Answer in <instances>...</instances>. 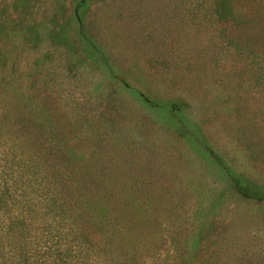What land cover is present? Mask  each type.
<instances>
[{"label": "rangeland", "instance_id": "rangeland-1", "mask_svg": "<svg viewBox=\"0 0 264 264\" xmlns=\"http://www.w3.org/2000/svg\"><path fill=\"white\" fill-rule=\"evenodd\" d=\"M216 2L0 0V264H264V0Z\"/></svg>", "mask_w": 264, "mask_h": 264}, {"label": "trees", "instance_id": "trees-1", "mask_svg": "<svg viewBox=\"0 0 264 264\" xmlns=\"http://www.w3.org/2000/svg\"><path fill=\"white\" fill-rule=\"evenodd\" d=\"M238 0H217L216 2V7L217 9H219L220 13H221V17L225 20L228 21H233L232 24L235 25L237 24L236 22L234 23V21L239 20V21H243L240 22L242 25H245L244 29H251V26H254V22L253 23H247L245 22L246 20H244V16H240V15H236V13L234 14V10L236 9V4L235 2ZM252 1V0H251ZM251 25V26H250ZM248 34H246L247 36ZM254 41H258L255 38H252ZM259 42V41H258ZM253 44H249V41L247 40V37L245 40H243V45H241L240 47H244L245 49H249L250 51L252 50V52L255 51H260L261 47L257 45V43L251 42ZM239 47V48H240ZM263 58H264V52H263ZM13 98L15 99V108L13 109L15 114H17L18 112V119L19 122L18 124L21 126L20 130L21 133L23 134L24 139L28 142L30 138L36 137L38 139H40L41 137H43V135L46 134V130H45V126L42 125L41 122L37 121L36 115L38 116V108L36 106L35 101L30 97V95L22 92L21 87H15L14 88V94H13ZM29 144H32V141L28 142ZM38 148L43 147V144L41 142H39V144L37 145ZM67 177V176H66ZM64 176H59L57 179H55L53 182L55 183L56 181L60 180L61 184H64ZM68 179V178H67ZM53 182H51L49 185H51ZM74 195V194H73ZM68 195L62 197V202L66 203L68 199H70L71 197H67ZM79 198V196H78ZM1 200V199H0ZM60 200L59 196L56 195V197L54 199H52L53 202L57 203ZM91 199L90 198H86L85 199V205H91ZM60 202V201H59ZM78 203H82L79 202ZM60 205L62 206V203L60 202ZM68 215L64 214L61 216V220L60 221H68ZM78 218H81V224L84 226V224L89 225V229L91 228L92 230L86 233H81L79 230L77 231V228H72L71 231L69 232H74V233H79L84 234V238H89V236H91V243H88L86 245H83L79 247V251H80V256L83 255V258L85 256H87V252L89 250L92 251V254H94L96 257L99 255L100 251H102L103 249L100 247L101 241H98L97 236H95V232H99L102 233V230H104L106 228V220L105 217L102 216L101 214L96 212V207L93 205V207H91L90 210L86 211L85 213H82L79 215ZM88 219V220H87ZM73 222H76L75 218L73 217ZM84 251H83V250ZM104 263H106L104 261ZM112 263H114V261H112ZM128 262L126 261L125 264H127Z\"/></svg>", "mask_w": 264, "mask_h": 264}]
</instances>
